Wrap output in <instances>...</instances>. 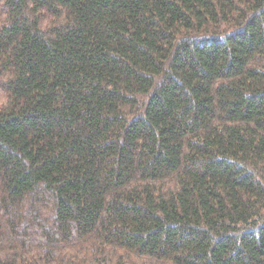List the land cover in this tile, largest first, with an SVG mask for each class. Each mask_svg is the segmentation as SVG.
Segmentation results:
<instances>
[{
    "label": "trees",
    "instance_id": "1",
    "mask_svg": "<svg viewBox=\"0 0 264 264\" xmlns=\"http://www.w3.org/2000/svg\"><path fill=\"white\" fill-rule=\"evenodd\" d=\"M0 264H264V0H0Z\"/></svg>",
    "mask_w": 264,
    "mask_h": 264
}]
</instances>
